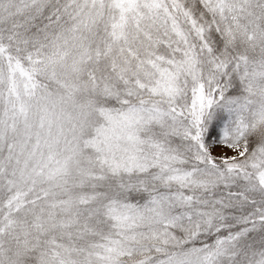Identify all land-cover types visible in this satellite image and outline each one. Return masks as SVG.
<instances>
[{"label":"snow or ice","instance_id":"6c2138e0","mask_svg":"<svg viewBox=\"0 0 264 264\" xmlns=\"http://www.w3.org/2000/svg\"><path fill=\"white\" fill-rule=\"evenodd\" d=\"M0 264H264V0H0Z\"/></svg>","mask_w":264,"mask_h":264}]
</instances>
